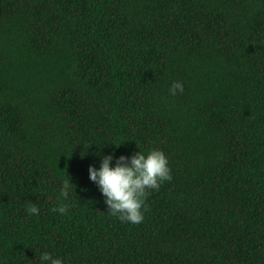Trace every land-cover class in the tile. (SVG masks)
Listing matches in <instances>:
<instances>
[{"label":"trees","instance_id":"16d2710c","mask_svg":"<svg viewBox=\"0 0 264 264\" xmlns=\"http://www.w3.org/2000/svg\"><path fill=\"white\" fill-rule=\"evenodd\" d=\"M136 143L162 149L172 178L133 224L88 166ZM42 251L264 264V0H0V264Z\"/></svg>","mask_w":264,"mask_h":264},{"label":"clouds","instance_id":"9594fccd","mask_svg":"<svg viewBox=\"0 0 264 264\" xmlns=\"http://www.w3.org/2000/svg\"><path fill=\"white\" fill-rule=\"evenodd\" d=\"M169 92L172 95L182 93L183 82L172 81ZM137 147L138 151L127 155L116 156L114 151L103 154L98 167L94 164L88 166V178L96 184L104 197L107 212L121 222L133 224L141 222L144 218L148 190H158L162 183L172 178L168 157L162 149L153 147L143 151L138 144ZM71 185L73 184L70 179L61 180L56 200L62 202L58 203L53 211L61 214L68 211L71 206L68 201L73 191ZM25 210L29 215L39 213L37 204L32 201H29ZM38 260L40 264H64L61 257L53 256L48 251H42Z\"/></svg>","mask_w":264,"mask_h":264}]
</instances>
